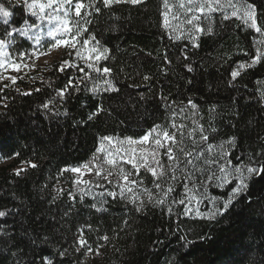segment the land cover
<instances>
[{
  "label": "trees",
  "instance_id": "1",
  "mask_svg": "<svg viewBox=\"0 0 264 264\" xmlns=\"http://www.w3.org/2000/svg\"><path fill=\"white\" fill-rule=\"evenodd\" d=\"M255 2L264 23V3ZM0 3L9 7L8 0ZM96 6L101 12L84 18L83 23L91 21L86 25L87 33L95 35L102 49H108L104 54L107 58L101 59L98 67H108L111 73H97L74 57L61 55L0 93L7 97L2 103L8 105L5 108L0 103V155L13 158L11 165L0 167V210H20L0 219V225L22 250L15 257L11 255L15 247L0 251V264H29L33 259L40 264L41 255H50L54 264H264V179L253 182L251 204L238 203L219 223L209 221L197 213L212 211L213 199L225 196L227 190L216 187L215 182L197 183L198 178L204 181L210 174L200 171L202 168L219 175L215 165L205 166L201 160H194L195 166L187 168L174 165L176 179L167 175L160 182L161 188L151 187L139 202L119 194L115 199L107 193L69 195L64 188L52 202L57 195L55 187L69 178L60 170L87 163L105 136L138 139L154 125L171 128L175 122L185 125V144L191 147L193 140L199 142L198 130L191 137L187 133L198 124L206 130L211 124L218 131L206 134L214 145L237 137L231 149L225 146L233 164L238 156L247 163L248 155L264 149V61L241 70L229 84L233 68L250 63L257 48L264 50L259 43L264 37L230 12L224 13L228 20L216 12L211 14L213 34H199L200 46L193 48L189 30L174 34L164 26L163 0L108 8L96 0ZM9 10L14 11L13 24L29 16L27 12L21 16L19 7ZM29 19L36 21L35 17ZM201 24L206 27L208 21ZM4 27L0 24V34ZM16 41L10 48L15 53L31 48L26 38L17 37ZM64 60L84 71L78 67L58 71ZM186 63L192 65L193 72L186 70ZM106 80L119 92H105ZM69 81L78 84L79 90L69 87L61 98L58 91ZM189 99L197 108L191 107ZM98 105L104 111L89 120ZM218 151L207 153L208 158ZM13 152L19 156L12 157ZM22 161L37 167L28 166L16 176L10 167ZM186 183L192 191H186ZM169 187L172 192L167 191ZM160 199L163 204L156 203ZM81 234L92 253L100 246L91 261L86 249L76 250ZM201 234L208 238L201 240ZM105 235L107 241L100 239ZM29 237L37 240L36 245ZM5 239L0 237V249H7ZM65 250L63 257L57 255Z\"/></svg>",
  "mask_w": 264,
  "mask_h": 264
},
{
  "label": "snow or ice",
  "instance_id": "2",
  "mask_svg": "<svg viewBox=\"0 0 264 264\" xmlns=\"http://www.w3.org/2000/svg\"><path fill=\"white\" fill-rule=\"evenodd\" d=\"M146 0H102V4L105 8L111 7L112 5L118 4H130V5H139L145 3ZM261 3H264V0H260ZM9 7H6L4 3H0V24L5 26L3 28L2 34H0V69L7 70L8 68L12 69L13 71L19 72L21 71V63H15L12 60V57L8 51L10 48H14L16 45V38L23 37L26 38L28 41H34V45L31 51L21 50L18 52V57L21 61L25 59V57L31 59L33 57H37L39 55H43L44 53L41 49L44 48V43H42V36L46 35L50 38L47 41V47L49 50L52 48H58L60 46H64L69 49H73L75 56L80 57L81 59H86L91 61L93 59L92 54L95 53V60L106 59L107 57L104 56V53L108 52L107 48L103 49V52L100 51L99 44L100 42L96 40L95 35L91 36V40L96 42V47H92L91 49L87 50V55L85 52H82L80 49L77 48V44L80 43L79 37L82 33L87 32L88 29L86 27L87 24H90L91 21L85 19V24L80 25L79 20H77L75 25V32L73 33L72 26L70 25L69 21V13L73 10L75 16L77 18H86L91 16L93 13L99 14L101 9L96 6V0H88L86 3L85 0H47L46 3L40 2V0H8ZM55 6V10L57 12L63 11V17L56 15L50 16L45 13L47 8H52ZM67 6V7H65ZM19 7L21 11V16L24 15L25 12L29 14L28 17H24L21 21L17 24H13V16L14 11L9 10V8L15 9ZM163 7L165 11L162 13L164 16V26L168 27H178L172 26L169 23V12L171 11V6L168 3V0H163ZM179 9H183L185 13V18L181 23L191 26L189 32L191 33V41L192 47L198 48L200 45L197 43L199 38V34H206L211 35L213 34L214 28L212 24V15L216 12H221L223 14V19L228 20L230 17L225 13V8H231V16L241 19L245 25L249 28L254 29L256 33L260 34L264 37V23L260 22V7L255 2V0H180L179 4L177 5ZM91 9V11H89ZM83 10V12H82ZM47 15V19L49 21H56V23L50 27L46 34L42 33L41 31H37L35 33L32 30L40 29V25H37L33 22H30L29 17H36L40 20H44ZM173 20H179V17L175 14L172 15ZM207 20L208 24L206 27L202 26L201 21ZM31 33V34H30ZM260 44L264 45V39L259 41ZM89 40H83V45H88ZM183 58L185 60L188 59L186 53L183 52ZM247 55V53H245ZM69 56L72 55V52L68 53ZM167 60V55L164 57ZM264 61V50L257 48L255 54L250 57V63L247 64H239L235 68H233L230 72L231 80L229 84L231 85L233 81L237 79L241 75V70L251 68L253 65L261 63ZM171 63V61H168ZM27 67L26 64L23 65ZM188 72H193V67L190 63H186L183 65ZM66 67H78L79 71H84L83 68H79V66L74 65L71 63L70 60H64L62 64L58 67V71H64ZM87 67L92 69L97 73H103L105 75L111 73V69L108 67H96L93 63H88ZM85 76L91 79V76L88 73H85ZM8 79L11 81V84H4L3 87H0V93H4V91L10 88L12 85L16 84L17 77L15 76H4L0 75V82L3 80ZM145 80H149L150 77L144 76ZM189 84L192 83L191 80L187 81ZM105 83L108 85L107 88L104 89L105 92H119V89L113 85L111 81L106 80ZM69 87L73 90L78 91L79 85L73 84L72 81H69L67 85H65L64 89L58 91V95L61 98L64 97L65 93L68 92ZM36 91H40V89H36ZM95 91V89H93ZM24 95H30L31 93L25 92ZM163 100H167L166 97H162ZM7 100L6 96L0 95V103ZM188 103L191 105L193 109L197 108V106L189 99ZM3 107H7L6 103H2ZM44 108H48L49 105H43ZM169 110H171L169 106ZM183 109H181L182 111ZM215 109H210V111H214ZM104 111L102 105H98L92 113L89 114L88 119L92 120L96 115L100 112ZM234 126V125H233ZM185 125L179 124L177 125L175 122L171 124V128L166 125H154L147 134L143 135L139 140H135L132 137H126L125 141L129 145L134 144H145L149 142V138H152V143L154 144V149L150 153V157L152 162L155 164V167L149 164V156H141L139 158V162L135 156L136 149L132 148L130 151L125 150L123 155H119L121 152L120 148L116 149V152H108L105 156L101 157H93V160L90 161L88 164L83 165L82 167L88 169L91 172L93 169L95 170V176L100 177L102 180L106 181L107 183H112L108 177L116 175L119 178L125 181V185H122L121 195H123V188L126 187L128 184H136L138 181L130 180L129 177L134 174H138L139 167H145L149 172H151L152 176L156 178L158 181L161 177L168 175L170 179L175 180L176 176L174 175L175 169L179 168L183 165L187 168L188 165H194V160H201L205 166L208 165H215L216 169L219 172L217 175V171H213L209 168H202L200 171L202 172H210V174L205 175L204 181H200L199 178L197 179V183H213L215 182V186L219 188L226 189V194L223 197L214 198L213 203V210L208 212L207 214H200L204 215L209 221H215L216 223L220 222L221 218L227 216L231 210L236 206V204L241 202H247L248 204L252 203V196H251V186L253 182H257L259 179H264V149L256 152L255 154L248 155L247 163H245L241 157H236L237 163L233 164L231 157L230 150L237 141L236 136H231L225 141H222L219 144H213L210 142L209 135L206 134V131H210L212 133H216L218 130L217 128L209 125V129H205L204 125L198 124L197 129H193L192 132H188L187 135L189 137L192 136L193 132L198 130L199 134V142L193 140L191 147H188L185 144V133L183 129ZM174 129L175 131H173ZM264 139V138H262ZM102 140L111 142L112 137H102ZM124 143V142H121ZM206 144V148L203 145ZM163 149L162 155L166 156L167 160L171 163L167 165L168 169L172 171H166L165 165L157 159V154L160 150ZM214 149H218L219 151L215 156L211 159L208 158L207 153H212ZM99 152H104L103 145L98 149ZM195 152V156L193 155ZM19 156L18 152H13L12 157ZM192 157V158H190ZM11 157H4L0 155V159H8ZM120 161H125L128 164H131L134 169H136L135 173L126 172L123 167H121ZM23 163V161H22ZM30 167L36 168L37 165L29 162ZM107 166V167H106ZM157 168L160 169L157 172ZM115 170V171H113ZM24 171L23 168L17 169L14 172V175L19 176ZM74 172V173H81V167H73V168H64L60 170V174L62 175L63 172ZM77 185L79 184H88L93 183L92 181H83L81 179H76L74 181ZM142 183V181H141ZM188 183H192L189 179ZM188 183L185 184L186 191H192V189L188 188ZM95 186L101 187L102 185L98 182H95ZM155 186L157 188H161L160 183H156ZM194 187V185H193ZM131 191V188L127 189ZM84 190L81 189V192ZM147 191V189L145 190ZM168 192H172L173 188L169 187L167 189ZM57 195L52 197V202L54 203L56 199L62 194V189H56ZM71 195V193H69ZM108 196L116 198L117 193L115 192H108ZM151 193H149V199L151 200ZM75 199V197H72ZM194 198V197H193ZM157 204H163L164 201L162 199L156 201ZM179 203L183 204L184 200H180ZM219 205V206H217ZM93 208L96 205H92ZM141 208H137V211H141ZM19 209H3L0 210V219H4L13 213L19 212ZM171 211V209H169ZM67 214V213H66ZM126 223V222H125ZM25 235L27 236L28 233L26 232ZM0 237L6 238L3 243L7 245V249H0V251L9 250L13 247L16 248L15 251H11V255L13 257L17 256L22 250L20 249L19 245L13 244L12 234L5 230L3 225H0ZM201 240L207 239L206 235L201 234L199 237ZM100 239L107 241L109 238L108 236H103ZM180 239L185 240L186 243H191V241L187 240V237H180ZM44 240H47V237H44ZM30 243L36 245L37 240L34 238L29 237ZM76 244L78 247L76 248L77 251H80L81 248L86 249L85 255L88 253L93 252V249L90 244L83 238V235L77 237ZM99 245L95 250L97 254H99ZM66 250L64 252H58L57 255L63 257ZM16 264H21L20 261H16ZM29 264H36V260L33 259L29 261ZM40 264H54L53 260L51 259L50 255H41L40 256Z\"/></svg>",
  "mask_w": 264,
  "mask_h": 264
},
{
  "label": "rangeland",
  "instance_id": "3",
  "mask_svg": "<svg viewBox=\"0 0 264 264\" xmlns=\"http://www.w3.org/2000/svg\"><path fill=\"white\" fill-rule=\"evenodd\" d=\"M42 3H46L47 0H40ZM180 0H169L168 3L171 6V11L169 12V23L172 26H177L178 27H168L167 30L174 34H179L182 32H185L186 30H189L191 26L186 25L181 23V21L184 20L185 18V13L183 9H179L177 5L179 4ZM75 3V1H74ZM67 7V6H65ZM165 11V9H164ZM225 11L230 12L232 9L231 8H225ZM45 13L50 16H56L59 15L63 17L64 13L63 11L57 12L55 10V6L52 8H47L45 10ZM175 14L179 17V20H173L172 15ZM47 15L45 19L42 21L38 18L35 17L36 21L35 24L40 25V29H33L32 32L35 33L37 31H41L42 33L47 32V30L52 27L56 21H49L47 19ZM69 21L70 25L72 26L73 33L75 32V25L77 20H79L80 25H84L83 21L84 18H77L75 16L74 12V7L73 10L69 13ZM163 23H164V16H163ZM31 34V33H30ZM88 39L89 44L88 45H83V40ZM264 39V38H263ZM50 38H48L46 35L42 36V43H44V48L41 49V51L44 53L43 55H39L37 57H33L31 59L25 57L23 61L20 60L18 57V53L13 52L11 49H8L13 62L15 63H21V71L16 72L13 71L12 69L8 68L7 70L0 69V75L4 76H15L17 77V80L23 79L27 75H29L31 72L37 69H41L42 67L46 66L47 64L51 63L54 59L57 57H60L61 55H68L69 52H72V57L75 58V60L79 63L83 64H88V63H93L96 67H98V63L101 60H95V53L92 54L93 59L91 61H88L86 59H81L80 57L75 56L73 49L66 48L64 46H60L58 48H52L51 50L48 49L47 47V41H49ZM80 43L77 44V48L80 49L82 52H85V55H87V50L91 49L92 47H96V42L91 40V37L87 32L82 33V35L79 37ZM34 45V41H31V48L28 51L32 50V47ZM100 51L103 52V49L99 46ZM105 54V53H104ZM0 59H3V57H0ZM26 64L27 67H24L23 65ZM93 71V70H92ZM4 84H11V81L8 79L3 80L0 82V87H3ZM141 138V137H140ZM135 139V140H139ZM124 142V143H121ZM103 145L104 152H97L94 154L96 157H103L105 156L108 152H116L117 148L121 149V152L119 155H123L125 150L130 151L132 148L136 149L135 156L137 158V161L139 162V158L143 156H149V164L153 167H155V164L152 162L150 153L154 149V144L152 143V138H149V142L145 144H134V145H129L126 143L125 139H118V138H112L111 142L104 141L102 140L99 148ZM98 148V149H99ZM163 149L160 150V152L157 154V159H159L164 165H165V170L166 171H172L171 169L167 168V165H169L171 162L167 160L166 156L162 155ZM93 156V157H94ZM93 157L85 164H88L90 161L93 160ZM13 163V158L11 159H0V167L2 166H9ZM83 164V165H85ZM121 167L125 169L126 172L129 173H135L136 169L133 168L131 164L126 163L125 161H120ZM77 166L81 167V173H74L71 171L66 172L69 175L68 181L64 182V184H58V186L55 187L56 189H67L71 195H77V196H84V195H93L95 193H108V192H115L119 195H121L122 185H125V181L121 178H119L116 175L108 177L109 180L112 181V183H107L106 181L102 180L100 177L95 176V170L93 169L91 172L88 171V169L83 168L82 166ZM30 166L29 162H21V163H15L12 167H10L11 171H16L17 169L23 168L25 169L26 167ZM174 166V165H173ZM107 167V166H106ZM68 168H73V167H68ZM115 171V170H113ZM160 169L157 168V172H159ZM168 176L165 175L161 177L158 181L156 180L155 177L152 176L151 172H149L145 167L141 166L139 167V172L138 174L131 175L129 177L130 180H136L138 183L136 184H128L126 187L123 188V195L126 196L127 198H131L136 200L137 202L141 201L142 196L149 191L151 187H155L156 183H160L163 179L167 178ZM81 179L83 181H92L93 183H88V184H79L77 185L74 183L76 179ZM142 181V183H141ZM95 182L100 183L102 186L97 187L95 186ZM131 188V191H128L127 189ZM81 189L84 191L81 192ZM147 189V191H145ZM97 256V253H88L87 258L88 260H92L94 257Z\"/></svg>",
  "mask_w": 264,
  "mask_h": 264
}]
</instances>
